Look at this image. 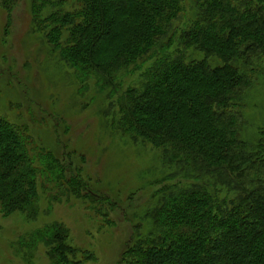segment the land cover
<instances>
[{
	"label": "trees",
	"instance_id": "16d2710c",
	"mask_svg": "<svg viewBox=\"0 0 264 264\" xmlns=\"http://www.w3.org/2000/svg\"><path fill=\"white\" fill-rule=\"evenodd\" d=\"M74 2L49 13L52 46L65 37L66 61L115 97L117 130L159 147L169 169L121 264H264V132L255 146L240 136L264 58V0H193L187 18L185 0ZM24 132L0 118V206L33 214L35 161L59 187L67 170L50 151L33 155ZM56 229L41 238L66 263L74 249Z\"/></svg>",
	"mask_w": 264,
	"mask_h": 264
},
{
	"label": "rangeland",
	"instance_id": "374dc122",
	"mask_svg": "<svg viewBox=\"0 0 264 264\" xmlns=\"http://www.w3.org/2000/svg\"><path fill=\"white\" fill-rule=\"evenodd\" d=\"M185 1L187 18L195 10L190 9L193 0ZM73 4L0 0V118L25 131L33 155L50 151L67 170L59 187L34 160L40 168L34 213L0 206V264H57L50 252L55 245L41 238L56 227L66 231L74 249L60 264H121L133 224L155 204L153 195L169 170L159 147L117 130L111 113L118 107L110 106L115 97L106 96L111 90L101 89L95 74L85 77L66 61L65 37L58 48L52 46L49 13L73 10ZM256 66L260 70L246 92L240 132L252 146L264 132V58ZM130 82L123 77L120 85ZM70 175L81 188H67Z\"/></svg>",
	"mask_w": 264,
	"mask_h": 264
}]
</instances>
